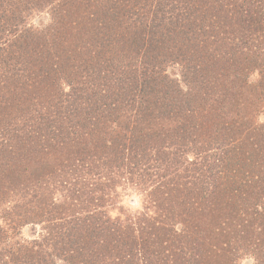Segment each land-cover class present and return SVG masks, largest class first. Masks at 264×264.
<instances>
[{
    "label": "trees",
    "instance_id": "obj_1",
    "mask_svg": "<svg viewBox=\"0 0 264 264\" xmlns=\"http://www.w3.org/2000/svg\"><path fill=\"white\" fill-rule=\"evenodd\" d=\"M43 12L49 25L30 22ZM116 171L201 207L209 224L230 205L233 230H219L264 264V237L242 231L264 234V0H0V207L20 174L47 176L46 189L65 176L64 197L84 204ZM15 209H0L7 237ZM49 232L30 254L10 246L11 263L58 264V251L82 249L76 264H138V252L147 263L122 226L111 247L82 238L73 248L82 235L65 225Z\"/></svg>",
    "mask_w": 264,
    "mask_h": 264
},
{
    "label": "rangeland",
    "instance_id": "obj_2",
    "mask_svg": "<svg viewBox=\"0 0 264 264\" xmlns=\"http://www.w3.org/2000/svg\"><path fill=\"white\" fill-rule=\"evenodd\" d=\"M50 21L51 15L47 12L34 16L30 20L39 27L49 25ZM90 33L91 37H95L94 31ZM97 39L98 37H96V41ZM170 58L168 57V59ZM180 67L181 65L168 66L167 72L180 78L179 70L182 69ZM28 109H25L23 114ZM57 147L59 157L62 156L60 159L70 152V146L66 148ZM190 159H193V157L190 156ZM7 162L12 164V161ZM63 163L57 164L53 170L55 174L61 175L64 172L65 164L68 161L66 160ZM7 168H11V165H8ZM124 175L123 171L112 173L111 178L107 180L109 186L105 189L102 187L101 190H99V186L95 187L92 194L86 196L89 202L87 201L84 204L76 203L70 197H64L65 190L61 186V182L57 180L60 179L58 176L49 181L52 185L49 189H46L44 179L47 176L40 182L29 178L25 174L17 175L19 179L13 182V185L7 186L8 202L0 207L3 210L15 206L14 213L17 214V217H11L4 222L10 225L9 227L13 231L11 232L14 235L7 237L2 234V231L0 232V257H2V259L0 258V264H12L13 253H11V247L13 245H20L23 251L30 254V250H32L30 247L34 241L43 242L45 240V244H47L51 238H56V233L51 235L49 231L54 232L56 228L59 229L62 225L69 229L72 227L82 235L77 236L75 239L74 237L71 238L72 241L70 242H72L73 248L80 245L79 242L82 238L83 241L91 238L93 240L99 239L108 247H111L117 244L111 241V238H114L113 228L122 226L124 239L128 238L131 242L132 240L137 242L134 247L129 245L128 249L131 248V251L134 250L135 253V248L137 250L141 248L147 256L146 263L144 257L140 256L138 252L136 258H134L138 264L256 263L253 247L248 244L243 246L244 240L241 239V248L237 250L231 245L232 243L228 244L229 240L226 241L228 239L227 235L219 230L220 227L233 230L234 223L230 215V205L224 202L218 204L217 206L221 209L216 210V218L209 224V219L204 216V211L199 213L201 207L193 209L186 204V206L182 205V208H180V200L183 197L177 200V198H168L165 194L162 196V194L157 193L156 195L152 192L149 182L144 184L136 176H131L132 179H130L129 175ZM64 177H61L63 181L67 179V177ZM9 180H11V177ZM113 189L114 191H111ZM101 191L110 192L111 194H103ZM187 191L189 193V189ZM95 197L102 199L96 200ZM224 211L229 216L222 215ZM213 223H216V225ZM246 229L253 232L258 238L264 237V234L258 228H252L250 225L242 230L247 234L246 237L250 235L245 232ZM108 230L111 231L109 236ZM92 233L95 234L92 235ZM204 235L206 236L204 237ZM249 239L254 240L255 238L252 236ZM252 240L250 241L251 245ZM122 242L120 240L119 244ZM234 246L236 247L237 243ZM61 251L57 253L63 254L65 260L57 256L54 257V261L58 264H76L78 262L76 256L86 258V260L88 257L85 249H82L79 253L71 250L72 256L66 254L65 251ZM132 256L134 255L131 254Z\"/></svg>",
    "mask_w": 264,
    "mask_h": 264
}]
</instances>
